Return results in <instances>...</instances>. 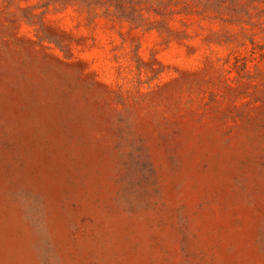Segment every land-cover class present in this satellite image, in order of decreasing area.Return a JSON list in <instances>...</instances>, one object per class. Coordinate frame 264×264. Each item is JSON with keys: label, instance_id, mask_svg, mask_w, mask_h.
I'll return each mask as SVG.
<instances>
[{"label": "rangeland", "instance_id": "rangeland-1", "mask_svg": "<svg viewBox=\"0 0 264 264\" xmlns=\"http://www.w3.org/2000/svg\"><path fill=\"white\" fill-rule=\"evenodd\" d=\"M0 264H264V0H0Z\"/></svg>", "mask_w": 264, "mask_h": 264}]
</instances>
